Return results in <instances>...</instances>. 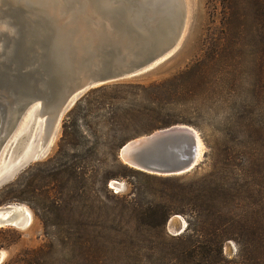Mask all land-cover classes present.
<instances>
[{
  "label": "rangeland",
  "instance_id": "rangeland-1",
  "mask_svg": "<svg viewBox=\"0 0 264 264\" xmlns=\"http://www.w3.org/2000/svg\"><path fill=\"white\" fill-rule=\"evenodd\" d=\"M187 1V30L172 58L90 90L106 87L89 100L108 106L81 123L87 137L97 134L98 151L91 153L85 141L76 148L63 134L69 113L88 91L63 115L46 156L0 186V208L22 205L32 214L25 227H0L2 264H264V250L255 252L252 244L264 236V0ZM189 70L195 73L186 92L161 108L163 119L200 134L199 167L180 177L122 167L123 146L112 151L111 142L143 137L137 135L158 123L150 116L154 105L137 100L132 87L174 80ZM138 110L149 116L137 118ZM35 138L39 148L43 130ZM95 139L89 138L90 149ZM228 159L234 161L230 188L251 193L236 219L223 223L238 227L220 230L221 238L200 230L198 238L196 214L164 217L179 207L171 197L183 188L190 192L194 179ZM186 207L193 209V202ZM242 209L259 214L244 222Z\"/></svg>",
  "mask_w": 264,
  "mask_h": 264
},
{
  "label": "water",
  "instance_id": "water-1",
  "mask_svg": "<svg viewBox=\"0 0 264 264\" xmlns=\"http://www.w3.org/2000/svg\"><path fill=\"white\" fill-rule=\"evenodd\" d=\"M188 22L187 0H0V186L46 156L81 95L172 58ZM201 143L194 128L177 125L128 142L120 159L180 177L199 167ZM31 215L22 205L0 208V227H25Z\"/></svg>",
  "mask_w": 264,
  "mask_h": 264
},
{
  "label": "trees",
  "instance_id": "trees-1",
  "mask_svg": "<svg viewBox=\"0 0 264 264\" xmlns=\"http://www.w3.org/2000/svg\"><path fill=\"white\" fill-rule=\"evenodd\" d=\"M194 71L195 70H189L183 72L176 76L174 80H167L162 83H153L148 86L137 85L132 87L136 91L137 100L146 99L147 101L151 102L152 105H154V108L151 109L152 114L150 116L157 118L158 121L155 128L142 134H138L137 137L150 135L156 131L168 129L177 125H186L177 124V122L167 121L163 119V113L165 111L163 110V108H161V104L163 101H168L169 99H171V96H173L174 94L183 95L187 90L188 80L195 73ZM175 82L177 84H175ZM105 90L106 87L90 91L76 104V106L69 113L67 120L65 121L63 126V134L65 141H69L72 146H75L76 148H82V142L85 141L86 143H88L87 149H89L91 153L99 150L100 140L97 137V134L95 132L91 133V131H89L88 134H90V137H87L81 129V123H84V121L88 120L90 115L95 110H105L104 108H106L105 106L107 104L104 103L102 99L89 100L91 95ZM139 116L147 117L149 115L141 110H138L137 118ZM105 122L107 124L112 123L110 121ZM113 122L117 123L114 120ZM89 138H96L95 142L92 144L93 147L91 149L89 147V144H91L92 142L89 140ZM127 141L128 140L120 142L116 140L112 141L110 150L115 151L121 148L122 146L126 145ZM233 162L234 161L232 159H228L226 162L222 163L225 167L222 166L221 162L217 164L215 162V165L213 166L211 172H209L202 178L196 180L194 179L192 185L189 187L192 190L197 189L199 191L197 194L193 193L192 190L190 192H185L183 191L184 188H181L182 190L178 192L177 195L171 197V200H173L172 202L177 203L179 207L174 208V210H167L166 212H164V217L167 218V216L169 217L173 214L183 216L196 214L197 217H195V219H197V224L195 232L198 238L200 236V230H202V233L206 234H208L209 232H213L216 238H221V234H219L220 230L221 232H230V229L238 227L236 224H234V222L231 225L230 223H228L227 226L224 225L225 227H223V223L233 218L236 219L237 212L240 211V207L245 209V205L248 204L251 193L250 189L245 187H241L238 189L230 188L231 178L234 175L232 166ZM122 167L130 171L134 170L124 164H122ZM73 171L76 172L75 170ZM189 202H193V209H190V207H188L187 209L186 204H189ZM244 209L241 210L243 212L241 220H243L244 222H246L248 218L255 215L257 216L259 214L258 209L251 211H245ZM260 209L264 210V205H261ZM191 225L192 224L190 223V226ZM189 227L187 230L190 231ZM244 228L247 227L244 226ZM222 236L224 237V235ZM189 238H193V236L189 235ZM223 241V239H220V244H222ZM252 244L255 252L257 250H259L260 252L263 251L264 236H255L253 238Z\"/></svg>",
  "mask_w": 264,
  "mask_h": 264
},
{
  "label": "bare ground",
  "instance_id": "bare-ground-1",
  "mask_svg": "<svg viewBox=\"0 0 264 264\" xmlns=\"http://www.w3.org/2000/svg\"><path fill=\"white\" fill-rule=\"evenodd\" d=\"M43 141H44V139H43ZM43 141L41 142V144H40V146H39V148H42V146H43ZM34 151V149H33V146L29 149V151H28V153H27V155H29V154H31V152H33ZM200 153H199V155H200V157H201V155H202V146H201V144H200V151H199ZM25 208V207H24ZM26 209V208H25ZM9 216V214H6L5 215V218H7ZM30 222V221H29ZM1 259H2V256L0 255V261H1Z\"/></svg>",
  "mask_w": 264,
  "mask_h": 264
}]
</instances>
